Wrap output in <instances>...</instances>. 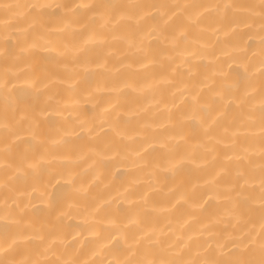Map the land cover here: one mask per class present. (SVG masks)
Wrapping results in <instances>:
<instances>
[{"label":"snow or ice","instance_id":"snow-or-ice-1","mask_svg":"<svg viewBox=\"0 0 264 264\" xmlns=\"http://www.w3.org/2000/svg\"><path fill=\"white\" fill-rule=\"evenodd\" d=\"M21 7L33 13L30 27L41 30L40 39L45 43L34 40L28 47H20L19 53V45H13L11 37L0 45L4 63L0 94L5 101L0 110V213L5 220L12 217L18 226L33 213L42 214L43 219L38 227L29 224L30 235L19 227L13 231L7 224L0 229V264H264V0L259 4L37 0L26 6L0 2L6 26ZM82 11L87 15L77 18ZM52 16L64 24L60 31L71 28L70 21L80 24V31L73 30L77 39L71 46L58 47L49 38L57 30L49 27ZM254 31L259 34L258 52L244 41ZM208 33L217 41L223 35L221 55L228 59L222 61L202 42ZM109 36L124 46L126 54L136 57L141 68L158 65L163 70L160 79L114 81L105 89L111 100L102 101L96 95L100 89L93 88L88 79L92 71L88 53L91 49L98 50V55L102 52V61L95 66L107 70V58L115 52ZM41 49L54 61H63L61 66L69 74L68 91L73 94L70 108L59 101L50 109L37 108L35 103L20 108L13 100L15 81L20 77L11 68L22 54L38 55ZM206 59L212 65L210 74L194 80L197 62ZM122 66L132 67L130 63ZM25 84L34 101L47 87L34 77H26ZM162 85L173 89L167 101L155 98ZM125 90L150 93L158 111L163 103L166 124L157 126L170 127L169 135L160 139L144 135L142 129L152 127L150 124H141L140 131L128 130L129 118L138 113L125 111L121 103ZM49 111L61 118L69 111L75 119L55 132L46 131L42 125L50 119ZM229 120L231 126H226ZM240 128H259L258 165L249 158L257 151L256 137L245 145L239 140ZM24 136L29 138L28 147L17 151V142ZM197 137L198 160L187 150L190 140ZM181 143L186 146L183 153L177 151ZM157 145L161 151L153 157ZM217 146L223 147L222 154ZM130 157L136 168L148 169L153 177L159 173L174 177L185 163L207 170L208 175L202 185L180 191L170 188L174 195L167 206L151 203V193L157 190L152 183L137 192L134 185L139 181H132L117 196H105L116 178L111 167ZM57 186L60 191H48ZM21 187L38 193L43 207L30 209V198L23 204ZM198 188L202 189L199 203L193 199ZM181 203L214 210L198 228L184 234L195 217L176 220L179 232L173 229L171 213ZM165 213L168 232L158 223ZM76 216L99 245L92 256L106 251L105 259L82 260L78 249L68 251L66 247L57 255V248L65 244V221ZM220 224L230 225V230L218 231ZM21 240H39L40 245L21 251Z\"/></svg>","mask_w":264,"mask_h":264},{"label":"bare ground","instance_id":"bare-ground-1","mask_svg":"<svg viewBox=\"0 0 264 264\" xmlns=\"http://www.w3.org/2000/svg\"><path fill=\"white\" fill-rule=\"evenodd\" d=\"M0 2H10L19 4L22 6L29 5L31 3L37 2V0H0ZM40 2L47 3H94L102 2V0H40ZM103 2H108V0H103ZM113 3H136L144 2V0H110ZM147 2L155 3H168V4H183V3H196V4H210V3H222L225 0H147ZM228 2H235L240 4H250L255 3L259 4V0H228ZM52 11V10H49ZM33 13L27 7H21L18 13L14 14L9 21V26L5 24V16L3 10H0V45L3 44V41L6 37H11V43L13 45H19L16 47V52H20V47H28L34 40L37 44H44L45 41L40 39L41 30L36 27H30ZM86 12H81L78 14L77 18L86 16ZM74 18V19H77ZM207 22V21H206ZM49 27H54L57 29L54 31L50 39L58 47H63L64 45L71 46L77 39L75 32L80 31V24L71 22V28L60 31L59 29L64 28V24L61 23L55 16L49 18ZM202 42L210 45V52L214 55L221 56V60H226L228 57L222 56L221 53L225 50V38L220 34V41L216 40V37L211 33L206 34L202 38ZM109 42L115 48V52L112 56L107 58V70L105 68H97L95 65L97 62H101L103 58L102 52L98 55L96 49H91L88 53V58L91 61L90 67L92 71L88 77L93 88L100 89L96 95L102 101L111 100V94L105 89L110 87L114 81H119L126 78H134L137 83L150 80L160 79L163 70L158 65H149L146 68H141L139 66V61L136 57L126 54L124 46L118 42L111 41V37H108ZM244 41L247 45H252V51L258 52L259 50V34L257 31L252 32L251 36H245ZM198 47V45L196 46ZM251 52L249 55L251 56ZM62 62H56L51 59L50 53L41 49L38 55H30L25 53L21 55L19 61L16 62L15 66L11 68L13 73H16L20 79L15 81L17 88L13 96V100L16 105L20 108H25L29 105L35 103L37 108H53L56 106V102L59 101L62 105L67 104L70 108V99L72 93L68 91L69 79L68 73L61 66ZM131 64L132 67H124L122 65ZM31 65V67H28ZM258 66V65H257ZM212 65L209 62V59H206L202 62H197L196 73L193 77L194 80L199 81L205 75L210 74ZM4 70V63L0 60V73ZM82 71V70H81ZM178 71H184L182 69ZM26 77L38 78L43 84L47 87L43 88V94L39 100L34 101L32 98L31 90L25 84ZM235 77V74H233ZM179 77H177L178 79ZM61 81H66L62 83ZM231 81H228L230 83ZM219 78H217V84H219ZM258 87V85H257ZM173 89L168 86H161L159 93L155 98H163L164 101H167L170 96V92ZM51 98V99H50ZM153 96L150 93L145 95H139L131 90H125L121 96V103L125 111L131 109L134 110L138 115L131 116L128 122V130L130 132L140 131L141 124H150L152 127H145L142 129L144 135L154 136L157 139L166 137L171 132L170 127H158L157 125L166 124V113L167 110L164 109L163 103L159 105V111L157 107L152 103ZM4 97L0 94V110L4 106ZM141 109H144L141 111ZM175 111V110H174ZM48 117L42 127L45 130H51L55 132L57 127H60L65 122L71 123L75 119V115L69 114V111H65L63 114L64 118L56 116L52 111L48 112ZM226 126H231V120L226 122ZM191 136V133H189ZM255 136L257 140V151L256 153H250L249 158L254 160L258 165L260 163L258 155V137H259V128H250V129H239V140L240 142L247 145L249 138ZM3 139V132L0 131V140ZM28 137H22V140L17 142V151H24L28 147ZM141 140L140 137L137 138V142ZM200 142L199 137L193 138L190 140V146H187V150L192 151L193 158L199 159L200 149L196 148V145ZM74 143H80L74 139ZM186 150V146L181 143L177 151L183 153ZM159 146L157 145L156 150L151 153V156L156 157L160 154ZM217 151L221 154L224 149L222 146H217ZM79 171V169H77ZM113 175L116 177L113 181L112 186L104 192L105 196H117L118 193H122L124 187H126L132 181H139L138 184L134 185V188L137 192L143 191L149 183H152L153 186L157 189L151 193V203L156 207L167 206L173 198V193L169 192L170 188H175L176 191L183 190L185 188H190L193 184H203V181L207 178L208 172L203 168H196L191 163H185L183 169L178 172L174 177L168 173H159L156 177H153L148 169H140L134 166L133 158H129L123 161L121 164H117L111 167ZM63 183V181L61 182ZM202 189L198 188L196 193L193 196V199L196 202H202L200 200L199 193ZM21 191L25 192L24 196H21L23 204H27L29 198L31 199V204L29 208L32 207L42 208L40 200L37 198L38 193L31 192L30 188L21 187ZM50 193L60 191L59 186L56 188H49ZM95 191V189H94ZM3 198V191L0 190V199ZM11 203V201H9ZM22 204V206H23ZM213 208L205 206L204 209H193L187 205L181 203L173 209L171 213V219L173 220L172 227L173 229L179 232V225L175 223L176 220L181 222L185 219H188L189 216L195 217V219L190 220L189 223L185 226L184 234L190 233L191 230L198 228L201 222L206 221L213 213ZM168 214L165 213L158 218L159 226L164 229L165 232H168L166 225L168 224ZM43 216L42 214H31L30 220H25L21 225H16L12 217H8L7 220L3 218V213H0V229L3 228L5 224L9 228L15 231L18 227L22 228L25 231L26 235L31 234V228L29 224L39 226L42 223ZM65 237L64 246H59L57 248V255H60L61 252L65 251V247L68 251H71L72 248H76L79 251L80 259H96L101 260L105 259L108 256V253L105 251L98 256L93 257L92 252L94 249L98 248L99 245L96 242V238L89 236L86 228L83 225V220L80 216H76L73 219L65 221ZM230 230V225L220 224L217 225L218 231H225V229ZM172 240L175 237L171 238ZM20 250L23 251L26 248H36L40 245L39 240L19 241ZM55 259V257H50ZM110 258V257H109Z\"/></svg>","mask_w":264,"mask_h":264}]
</instances>
